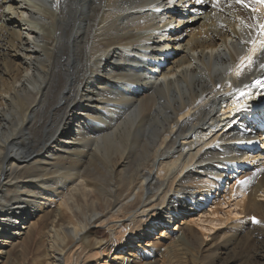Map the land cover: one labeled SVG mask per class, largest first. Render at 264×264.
Listing matches in <instances>:
<instances>
[{
	"label": "bare ground",
	"instance_id": "1",
	"mask_svg": "<svg viewBox=\"0 0 264 264\" xmlns=\"http://www.w3.org/2000/svg\"><path fill=\"white\" fill-rule=\"evenodd\" d=\"M169 1L0 0V264H264V6Z\"/></svg>",
	"mask_w": 264,
	"mask_h": 264
},
{
	"label": "rangeland",
	"instance_id": "2",
	"mask_svg": "<svg viewBox=\"0 0 264 264\" xmlns=\"http://www.w3.org/2000/svg\"><path fill=\"white\" fill-rule=\"evenodd\" d=\"M190 1V0H189ZM191 2V6H188V7H190V9L193 7V8H203V10H205V12H209V10H210V8H209V6H203L202 4H196V0H191L190 1ZM189 2V3H190ZM194 4H196L197 6H194ZM209 9V10H208ZM183 12L184 11H186V10H182ZM183 12H181V13H183ZM193 11H191L190 13H192ZM196 12V11H195ZM199 12H201V14H200V16H198V17H196L195 15V17L197 18V19H199V21L197 22V23H195L194 25H192V26H196L195 27V30H193L194 29V27H192V26H190V31L192 32V31H195V32H198V31H200V32H202V28H200V27H202V25L201 24H203V22H204V19H205V16L207 15V13H205V12H203L202 10H200V11H198V13ZM197 13V14H198ZM203 13V14H202ZM185 14H186V16H187V19H188V14L189 13H187V12H184V16H185ZM176 15V14H175ZM203 15V16H202ZM3 17V19H4V16H2ZM181 17V15H179L178 16V18L179 19H181V20H184L185 22H187V19H186V17L185 18H180ZM172 20H173V18H172ZM202 20V21H201ZM201 22V23H200ZM183 24V22H181L180 24L178 23V21L176 22V21H174V24L172 25L173 26V28L176 26V27H181V25ZM199 25V26H198ZM192 29V30H191ZM198 30V31H197ZM189 31V32H190ZM188 38V33L187 34H185V40L184 41H186V39ZM174 51V50H173ZM177 52V50H175V52H174V54ZM72 128H74V126H72ZM71 145H72V143H71ZM264 161V158H262V159H260V161L259 162H257L256 163V165H258L260 162H263ZM255 172V171H254ZM42 203H44V200H42ZM211 202L209 201V203H207L206 205H209ZM183 209L185 210V211H190V208H187V207H183ZM193 208H191V210H192ZM182 216H183V214H181V215H179L178 216V219L177 220H175V221H177L178 222V220H180V219H182ZM243 217V216H242ZM242 217H239V218H242ZM174 221V222H175ZM172 223L171 224V227H174L175 226V223ZM176 222V223H177ZM161 229L162 228H159L158 230H155V231H153V236H157V235H159L160 233H161ZM172 229L173 228H170L169 230L170 231H172ZM177 231V230H176ZM8 235H10L9 237H7L6 238V240H4V241H2V242H0L1 244H0V246H1V249H0V256H3V250H12V249H14L15 248V250L16 251H20L21 250V248H22V241L24 240V238L26 237L25 235L26 234H21V235H18V234H9V233H7ZM180 234V232H170L167 236H162L163 238H165L163 241H160V244H158V246H159V248L161 249V250H163V251H165V252H167L165 249H167V250H169V251H172V248H173V246L175 245V243H176V241L178 240V235ZM224 240V237L223 238H221V242ZM145 241L144 240H142V244L143 245H145L144 247H147L146 246V243H144ZM144 247L143 246H140V247H138V249H137V251H131L132 253H134L133 255H129V258L130 259H136V262H141V260H142V258L144 257L143 255H142V253L144 252ZM3 249V250H2ZM108 252V254L107 255H111L113 252H110V251H113V250H110V249H108L107 250ZM189 253V252H188ZM153 254H156V252H154ZM147 255H151V251H149L148 253H147ZM103 256H105V254H103ZM187 257H188V260L186 261V262H189V261H192L193 262V260H192V258H191V256H190V254L189 255H187ZM104 258V257H103ZM102 258V259H103ZM101 259V260H102ZM106 259H108V257L106 258ZM111 263L112 264H118V263H114V260H111ZM194 263V262H193ZM102 264V263H101Z\"/></svg>",
	"mask_w": 264,
	"mask_h": 264
}]
</instances>
